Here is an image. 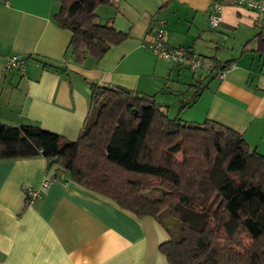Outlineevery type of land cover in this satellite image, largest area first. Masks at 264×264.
I'll return each instance as SVG.
<instances>
[{"label":"crops","instance_id":"obj_1","mask_svg":"<svg viewBox=\"0 0 264 264\" xmlns=\"http://www.w3.org/2000/svg\"><path fill=\"white\" fill-rule=\"evenodd\" d=\"M110 1L96 9L98 20L125 38L81 63L69 50L71 32L54 20L57 0L0 1V123L37 125L75 141L90 85H118L154 97L171 118L237 131L264 156V16L223 3L213 29L208 15L218 0ZM157 18L169 47L193 49L217 69L233 66L222 77L216 70L199 76L154 54L147 44ZM11 55L25 59L23 71L5 69ZM197 81L204 89L180 109ZM26 187L41 188V198L25 204ZM168 237L156 219L81 187L41 155L0 160V264H169L158 250Z\"/></svg>","mask_w":264,"mask_h":264},{"label":"trees","instance_id":"obj_2","mask_svg":"<svg viewBox=\"0 0 264 264\" xmlns=\"http://www.w3.org/2000/svg\"><path fill=\"white\" fill-rule=\"evenodd\" d=\"M57 2L54 20L71 32L69 50L78 63L101 58L125 38L98 20L96 9L110 0ZM260 35L264 42V27ZM193 87L180 109L204 89L199 81ZM90 92L75 141L37 125L0 123V160L41 155L49 169L81 187L137 217L156 219L169 235L158 245L169 264H264L263 155L214 121L169 117L152 96L97 83ZM155 189L157 196L146 195ZM164 211L178 222L176 232Z\"/></svg>","mask_w":264,"mask_h":264},{"label":"built area","instance_id":"obj_3","mask_svg":"<svg viewBox=\"0 0 264 264\" xmlns=\"http://www.w3.org/2000/svg\"><path fill=\"white\" fill-rule=\"evenodd\" d=\"M223 3L243 7L264 16V0H218L212 4L211 12L208 15L209 24L213 29L217 28L220 24L221 18L219 13ZM152 33L153 39L147 44V47L153 51L154 54L169 60L174 65L186 67L195 74H205L215 71L213 69V63L198 55L193 49L185 47H169L166 44L167 29L163 18H157L154 21ZM24 62L25 59L23 57L19 55H11L6 59L5 69L23 71ZM232 66V64L225 66L215 72H217L219 77H222L224 72ZM46 185L47 181H44L41 188H44ZM41 188L34 189L26 187L24 190L25 204L30 205L35 200L41 198Z\"/></svg>","mask_w":264,"mask_h":264},{"label":"rangeland","instance_id":"obj_4","mask_svg":"<svg viewBox=\"0 0 264 264\" xmlns=\"http://www.w3.org/2000/svg\"><path fill=\"white\" fill-rule=\"evenodd\" d=\"M147 196H157L158 195V192L157 190L155 189L152 193L151 192H147L146 193ZM164 220L166 219L167 222H168V225L170 227H173V229L175 230L176 232V225L178 224V222L176 220H173L172 218H170L167 214L166 211L162 212V216H161Z\"/></svg>","mask_w":264,"mask_h":264}]
</instances>
